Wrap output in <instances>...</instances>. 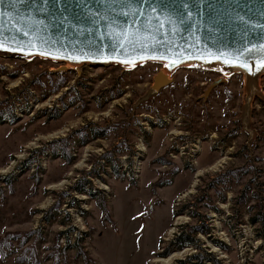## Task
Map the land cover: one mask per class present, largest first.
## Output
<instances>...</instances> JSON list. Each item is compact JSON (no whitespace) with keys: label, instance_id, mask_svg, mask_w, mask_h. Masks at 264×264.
Wrapping results in <instances>:
<instances>
[{"label":"rangeland","instance_id":"374dc122","mask_svg":"<svg viewBox=\"0 0 264 264\" xmlns=\"http://www.w3.org/2000/svg\"><path fill=\"white\" fill-rule=\"evenodd\" d=\"M163 70L0 56V264H264V75Z\"/></svg>","mask_w":264,"mask_h":264},{"label":"water","instance_id":"95a60500","mask_svg":"<svg viewBox=\"0 0 264 264\" xmlns=\"http://www.w3.org/2000/svg\"><path fill=\"white\" fill-rule=\"evenodd\" d=\"M0 42V56L18 59L127 68L155 62L166 73L186 63L237 70L247 113L264 75V0H27L0 5ZM168 83L160 71L152 79L153 89Z\"/></svg>","mask_w":264,"mask_h":264},{"label":"snow or ice","instance_id":"6c2138e0","mask_svg":"<svg viewBox=\"0 0 264 264\" xmlns=\"http://www.w3.org/2000/svg\"><path fill=\"white\" fill-rule=\"evenodd\" d=\"M27 2V0H0V5H6V4H16V3H25ZM83 2V0H81V3ZM115 2V0H114ZM49 3H55V4H59L60 0H44V4H49ZM26 35V33H25ZM0 47H2V42H0Z\"/></svg>","mask_w":264,"mask_h":264},{"label":"trees","instance_id":"16d2710c","mask_svg":"<svg viewBox=\"0 0 264 264\" xmlns=\"http://www.w3.org/2000/svg\"><path fill=\"white\" fill-rule=\"evenodd\" d=\"M193 242L194 241L184 239L183 234H180L177 243H178V245H180V243H187V244H190V245H193L194 246Z\"/></svg>","mask_w":264,"mask_h":264},{"label":"bare ground","instance_id":"6f19581e","mask_svg":"<svg viewBox=\"0 0 264 264\" xmlns=\"http://www.w3.org/2000/svg\"><path fill=\"white\" fill-rule=\"evenodd\" d=\"M184 65H193V64H191V63H186V64H184ZM62 67H65L66 68V66L64 65V66H62ZM206 68V67H205ZM208 69V68H207ZM220 70V69H219ZM218 70V71H219ZM164 71V70H163ZM222 71V70H221ZM231 71H237V70H231ZM165 77H167V75H166V73L165 72H161ZM154 92V91H153ZM152 92V93H153ZM248 113V112H247ZM245 116H246V114H245ZM214 250H216V249H214ZM172 257V256H171ZM167 260V259H166ZM166 260H162V261H166Z\"/></svg>","mask_w":264,"mask_h":264}]
</instances>
